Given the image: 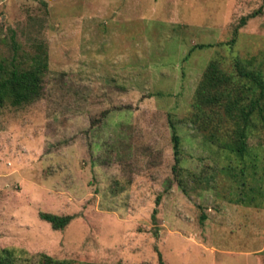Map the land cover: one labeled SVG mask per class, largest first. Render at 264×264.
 Listing matches in <instances>:
<instances>
[{"label":"rangeland","instance_id":"rangeland-1","mask_svg":"<svg viewBox=\"0 0 264 264\" xmlns=\"http://www.w3.org/2000/svg\"><path fill=\"white\" fill-rule=\"evenodd\" d=\"M261 5L0 0L3 68L46 63L40 96L0 106V248L17 264H264V125L254 111L240 155L225 110L259 92L235 61L264 82V5L240 25ZM40 212L73 218L55 230Z\"/></svg>","mask_w":264,"mask_h":264},{"label":"trees","instance_id":"trees-1","mask_svg":"<svg viewBox=\"0 0 264 264\" xmlns=\"http://www.w3.org/2000/svg\"><path fill=\"white\" fill-rule=\"evenodd\" d=\"M264 0L262 5L254 12L241 17L240 25H244L249 18L255 17L262 12ZM237 30L234 31V35L230 40V43L235 41ZM46 63L42 60L33 64L30 68L20 69L17 67L11 70H5L0 63V106L6 101L12 105H20L24 102H28L34 98H37L41 94V78L43 69L46 68ZM235 66L239 77L249 78L259 88V92L254 97L252 96L247 105H240L235 99L228 101L225 104V110L227 117L232 120L236 127H238L239 141L237 143L236 151L242 155L245 151L246 129L252 121L254 111H257L261 122L264 125V82L261 80V74L259 72L254 73L250 70L243 69L240 65V61H235ZM223 78L227 76L213 63H211L204 74L201 86H206V89L212 88L216 90L219 83ZM208 87V88H207ZM203 89V88H202ZM205 89V91H206ZM252 90V87H249ZM203 92V90H202ZM200 92V93H202ZM228 95L230 92L228 91ZM203 94H200V96ZM227 95V96H228ZM204 98V95H203ZM208 100H216L218 96L208 94L205 97ZM243 122L239 125V122ZM172 140L175 154L177 155L180 146V137L176 133L174 125H172ZM213 134L211 135V137ZM177 159V158H176ZM158 201V199H157ZM39 217L50 223L51 227L55 230L63 229L73 218L72 215H57L50 212H40ZM13 250L9 248H0V264H17L13 259ZM27 264H109V263H97L91 261L75 262L71 259H58L54 258L46 253H38L34 260H30Z\"/></svg>","mask_w":264,"mask_h":264}]
</instances>
